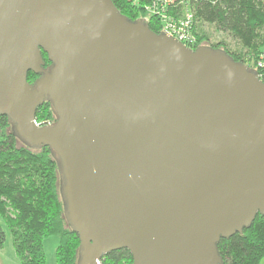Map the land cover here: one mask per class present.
Instances as JSON below:
<instances>
[{
    "label": "water",
    "instance_id": "water-1",
    "mask_svg": "<svg viewBox=\"0 0 264 264\" xmlns=\"http://www.w3.org/2000/svg\"><path fill=\"white\" fill-rule=\"evenodd\" d=\"M0 117L51 150L77 264H222L264 215V80L111 0H0Z\"/></svg>",
    "mask_w": 264,
    "mask_h": 264
},
{
    "label": "trees",
    "instance_id": "trees-1",
    "mask_svg": "<svg viewBox=\"0 0 264 264\" xmlns=\"http://www.w3.org/2000/svg\"><path fill=\"white\" fill-rule=\"evenodd\" d=\"M111 1L122 15L134 21L146 16L153 0ZM180 8V12L187 10L193 15L197 44L191 49L202 45L221 49L256 74L260 71L256 66L264 52V0H184ZM147 24L151 31L161 33L158 17L150 16ZM204 24L214 25L218 32L238 41L240 47L232 49L224 39L212 40L203 30ZM33 78L28 73L27 80ZM52 116L48 103L35 112L38 123L49 121ZM0 217L10 229L20 264H44L42 243L53 236L58 237L55 264H77L79 240L64 219L55 158L48 147L32 149L21 143L6 117H0ZM3 243L0 226V248ZM217 251L222 264H259L264 258V215L257 214L251 226L241 233L220 239ZM131 263V255L125 249L110 252L100 261Z\"/></svg>",
    "mask_w": 264,
    "mask_h": 264
},
{
    "label": "built area",
    "instance_id": "built-area-1",
    "mask_svg": "<svg viewBox=\"0 0 264 264\" xmlns=\"http://www.w3.org/2000/svg\"><path fill=\"white\" fill-rule=\"evenodd\" d=\"M184 0H153L146 9L144 19L156 16L161 21V32H164L191 48L197 44L193 34L194 19L191 12H180ZM263 57L264 55L260 56ZM259 77V76H258Z\"/></svg>",
    "mask_w": 264,
    "mask_h": 264
},
{
    "label": "rangeland",
    "instance_id": "rangeland-1",
    "mask_svg": "<svg viewBox=\"0 0 264 264\" xmlns=\"http://www.w3.org/2000/svg\"><path fill=\"white\" fill-rule=\"evenodd\" d=\"M203 30L210 34L211 39H224L230 46L233 48H239L240 43L238 41H234L232 37L224 32H218L214 25L212 24H204ZM264 55V52L261 56ZM260 71H262V75L264 76V59L260 57L259 64L256 66ZM0 226L4 233V243L0 248V264H20L19 258L14 252L12 245V236L10 229L4 223L2 218L0 217ZM43 252H44V264H55V251L58 245V237H49L43 240ZM259 264H264V258H262Z\"/></svg>",
    "mask_w": 264,
    "mask_h": 264
},
{
    "label": "flooded vegetation",
    "instance_id": "flooded-vegetation-1",
    "mask_svg": "<svg viewBox=\"0 0 264 264\" xmlns=\"http://www.w3.org/2000/svg\"><path fill=\"white\" fill-rule=\"evenodd\" d=\"M46 61H44L45 62V65H44V67H46V66H48L49 65V62L47 61V59H45ZM258 69V68H257ZM258 71V70H257ZM257 75L259 76V78L261 79V80H264V76L262 75V73L260 72V71H258L257 72ZM37 78V75H34V78L32 79V80H30V83H32L35 79ZM52 121H54V116H52V118L49 120V122H52Z\"/></svg>",
    "mask_w": 264,
    "mask_h": 264
},
{
    "label": "crops",
    "instance_id": "crops-1",
    "mask_svg": "<svg viewBox=\"0 0 264 264\" xmlns=\"http://www.w3.org/2000/svg\"><path fill=\"white\" fill-rule=\"evenodd\" d=\"M234 41H235V40H234ZM229 47H230V48H232V49L236 48V47H234V48H233V47H232V46H230V45H229ZM263 51H264V49H263Z\"/></svg>",
    "mask_w": 264,
    "mask_h": 264
}]
</instances>
